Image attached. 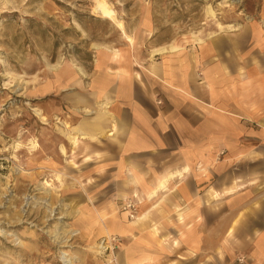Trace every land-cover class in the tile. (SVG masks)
Instances as JSON below:
<instances>
[{"label":"crops","instance_id":"crops-1","mask_svg":"<svg viewBox=\"0 0 264 264\" xmlns=\"http://www.w3.org/2000/svg\"><path fill=\"white\" fill-rule=\"evenodd\" d=\"M248 31V46L211 41L146 72L110 60L87 80L55 74L69 93L60 113L70 127L88 121L66 137L72 147L86 138L87 190H127L137 204L132 220L109 197L96 204L105 232L86 217L89 242L119 235L118 264H232L239 255L264 264V39L256 45L259 31ZM99 176L108 180L92 179ZM163 176L166 189L148 199Z\"/></svg>","mask_w":264,"mask_h":264},{"label":"rangeland","instance_id":"rangeland-1","mask_svg":"<svg viewBox=\"0 0 264 264\" xmlns=\"http://www.w3.org/2000/svg\"><path fill=\"white\" fill-rule=\"evenodd\" d=\"M107 1L131 43L113 22L92 12L95 0H0V264H63L61 250L75 256L74 264H82L83 257V264H92V255L104 264H118L119 235L110 233L117 240L107 244V255L96 253L92 247L106 236L89 242L86 217L95 215L102 231L110 230L104 214L96 213V204L106 205L108 197L129 220L137 215L127 190H87L84 172L89 171L79 156L86 138L72 147L66 137L80 134L75 127L85 131L81 126L88 121L70 127L66 111L60 113L69 93L57 87L56 73L68 69L87 80L110 60L130 73L146 72L155 61L185 51L193 55L211 41L242 44L251 37L250 25L259 31L254 43L264 39V0ZM71 156L74 161H68ZM128 201L135 202L134 210ZM112 256L116 261L110 263L106 258Z\"/></svg>","mask_w":264,"mask_h":264},{"label":"bare ground","instance_id":"bare-ground-1","mask_svg":"<svg viewBox=\"0 0 264 264\" xmlns=\"http://www.w3.org/2000/svg\"><path fill=\"white\" fill-rule=\"evenodd\" d=\"M93 13H95V15L99 16V17H102V18H106V19H109L111 22H113L116 27L121 31L122 35L124 36V38H126V40L128 42H132V37L130 35H128L125 31V28H124V24L122 22V20L118 19L117 18V15H116V11L114 9V7L107 1V0H95L94 2V5H93ZM229 27V29L233 30L235 29L232 25H227ZM223 26L222 25H219V28H222ZM227 27V28H228ZM224 28V27H223ZM222 28V29H223ZM129 43V44H130ZM171 49H175L174 46H171L170 47ZM159 50H162V49H159ZM108 103V102H107ZM100 105V104H99ZM35 113L43 120L46 119L45 115L42 114V112L39 110V109H35L34 110ZM89 111V109L87 110ZM46 121V120H45ZM67 125V124H66ZM76 133V132H75ZM77 135V134H76ZM75 135H72V138H74ZM85 135H81V137H84ZM76 138L78 136H75ZM71 138V139H72ZM31 143V148L35 149L36 146H38V144L36 143V141L32 140L30 141ZM62 149V150H61ZM60 150L61 151H64L63 148H61ZM65 154V153H64ZM58 174V173H57ZM171 174V173H170ZM173 176V175H172ZM57 178H59V174L56 175ZM164 177V176H163ZM168 179V178H167ZM170 179V178H169ZM43 184L46 185V186H50V183L48 182V180H44L43 181ZM166 177L164 178H159L158 179V182L156 183V185L150 190L149 193H147L146 197L149 199L153 196L156 195L157 191L158 190H164L166 189ZM133 217V219H136V217H134V215H131ZM140 219V218H139ZM70 235L74 233V231H69ZM107 235H106V241L105 239H102L100 242H97L92 248L96 247V253H99V254H106V249H107V244H111L112 245V239L113 235L109 234L107 231H106ZM107 255V254H106ZM74 258L75 256H71L69 255L68 251L67 250H61L60 251V259L61 261L63 262V264H74ZM108 259V261L113 262V261H116V259H114V257L112 256V260L109 258H106ZM101 264H104V263H101ZM133 264V263H132Z\"/></svg>","mask_w":264,"mask_h":264},{"label":"built area","instance_id":"built-area-1","mask_svg":"<svg viewBox=\"0 0 264 264\" xmlns=\"http://www.w3.org/2000/svg\"><path fill=\"white\" fill-rule=\"evenodd\" d=\"M127 207H130L131 209L133 208L134 210V207H135V202H132V201H128L127 202ZM132 217V216H131ZM117 240V237H113L112 241H115ZM245 262V257L242 256V255H239L235 258V260L233 261L232 264H244Z\"/></svg>","mask_w":264,"mask_h":264}]
</instances>
